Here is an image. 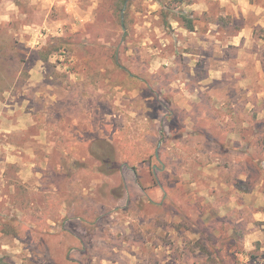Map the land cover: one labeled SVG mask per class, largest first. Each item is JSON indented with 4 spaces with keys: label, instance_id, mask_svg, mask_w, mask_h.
Here are the masks:
<instances>
[{
    "label": "rangeland",
    "instance_id": "1",
    "mask_svg": "<svg viewBox=\"0 0 264 264\" xmlns=\"http://www.w3.org/2000/svg\"><path fill=\"white\" fill-rule=\"evenodd\" d=\"M192 1L0 0V264H264V28Z\"/></svg>",
    "mask_w": 264,
    "mask_h": 264
},
{
    "label": "crops",
    "instance_id": "2",
    "mask_svg": "<svg viewBox=\"0 0 264 264\" xmlns=\"http://www.w3.org/2000/svg\"><path fill=\"white\" fill-rule=\"evenodd\" d=\"M48 1H51V3L54 4L58 0H48ZM65 1L69 2L71 4L73 2V0H65ZM244 1H246V0H221L219 3L217 0H193L192 4H190L189 7L192 8V10H194V12H198L200 14H202V13L210 14L211 10H213L211 8V5L217 4L218 6H220L221 15H223L224 18L226 16H232L233 18L234 17H239V18L244 17V15L247 12L253 10V11H256L257 14H259L258 22H257L256 26L264 28V6L262 5V6L254 7V6L250 5L249 3L243 4ZM263 4H264V0H263ZM93 8L94 7H91L89 9V11L90 12L94 11ZM174 24H177V22ZM57 25H58V22H55V23L53 22L54 28H51V29L55 30V28H57ZM206 25H207V32H206L207 35L205 34L206 35L205 36L202 34L201 36H203V37L201 39L200 38L198 39L200 41V43H202V45L210 42L209 40H212L213 36L215 35V34H212V30H215V28L218 29V27H219V26H217V23H211V22H209V24H206ZM58 26H60V24ZM122 27H123V24H122ZM219 30H223V29H219ZM188 32L192 35H195V33L197 32V29H195L193 31H188ZM217 34H220V32ZM249 35H251V29L248 28L247 26H245V27L241 26V27L236 28L234 34H231L230 36H226L225 40H226V42H228L227 44L229 46H232L235 49L239 48V50H241V49L245 48L246 45L248 44ZM58 36H60V35L58 34ZM213 41L216 43H219V40H213ZM228 45H227V47H228ZM38 61L40 62L41 60H38ZM214 73H215V71L213 72V70H209V72H208L209 77L214 76L213 75ZM24 165L28 166V168L26 170V171H28L30 169L29 166H31V167L35 166V162H27Z\"/></svg>",
    "mask_w": 264,
    "mask_h": 264
},
{
    "label": "trees",
    "instance_id": "3",
    "mask_svg": "<svg viewBox=\"0 0 264 264\" xmlns=\"http://www.w3.org/2000/svg\"><path fill=\"white\" fill-rule=\"evenodd\" d=\"M184 18V20H186V25H185V29L186 30H188V31H193L194 30V27H193V24H192V22L188 19V17H186V16H184L183 17ZM43 60H46V58H44ZM98 154H100V153H98ZM98 156V155H97ZM100 156V158L102 157V153L99 155ZM160 205V207L162 206L161 204H158V206ZM150 231H152L153 229L151 228V229H149Z\"/></svg>",
    "mask_w": 264,
    "mask_h": 264
}]
</instances>
